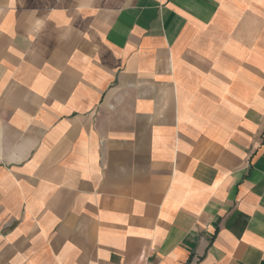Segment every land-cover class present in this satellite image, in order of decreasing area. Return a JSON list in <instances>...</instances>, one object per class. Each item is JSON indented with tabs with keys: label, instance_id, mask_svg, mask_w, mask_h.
I'll list each match as a JSON object with an SVG mask.
<instances>
[{
	"label": "crops",
	"instance_id": "crops-1",
	"mask_svg": "<svg viewBox=\"0 0 264 264\" xmlns=\"http://www.w3.org/2000/svg\"><path fill=\"white\" fill-rule=\"evenodd\" d=\"M0 264H264V0H0Z\"/></svg>",
	"mask_w": 264,
	"mask_h": 264
},
{
	"label": "clouds",
	"instance_id": "clouds-1",
	"mask_svg": "<svg viewBox=\"0 0 264 264\" xmlns=\"http://www.w3.org/2000/svg\"><path fill=\"white\" fill-rule=\"evenodd\" d=\"M37 23L40 24L41 22L40 21H37ZM37 30H39V29H37Z\"/></svg>",
	"mask_w": 264,
	"mask_h": 264
}]
</instances>
